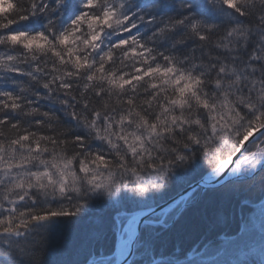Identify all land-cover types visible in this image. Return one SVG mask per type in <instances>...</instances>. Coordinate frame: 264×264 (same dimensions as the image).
I'll list each match as a JSON object with an SVG mask.
<instances>
[{"label": "trees", "instance_id": "trees-1", "mask_svg": "<svg viewBox=\"0 0 264 264\" xmlns=\"http://www.w3.org/2000/svg\"><path fill=\"white\" fill-rule=\"evenodd\" d=\"M262 124L264 0L5 2L0 147L12 149L0 150L1 169L13 157L69 182L59 193L21 170L3 180L0 264H84L111 253L117 215L124 222L172 198ZM111 176L117 201L93 194ZM263 197L264 167L196 190L171 226L143 228L136 252L143 263L185 259L236 236L248 204ZM221 264H264V243Z\"/></svg>", "mask_w": 264, "mask_h": 264}, {"label": "rangeland", "instance_id": "rangeland-1", "mask_svg": "<svg viewBox=\"0 0 264 264\" xmlns=\"http://www.w3.org/2000/svg\"><path fill=\"white\" fill-rule=\"evenodd\" d=\"M5 1L6 0H4V1L0 0V4H1L0 6L4 7ZM25 139L28 140L27 138H25ZM26 140H24V141H26ZM15 145H16V143L13 144V146H15ZM8 147L12 149V147L10 145H8L7 147H2V148L0 147V150L8 148ZM17 149H18V155L20 157H21V155L25 154V152H28V149H24V147L21 145L20 142L18 144ZM40 152L41 151H38V154ZM232 156H233V154L230 157H232ZM230 157H228L225 160L223 159L221 162H219L217 164V166L215 168H213L212 170L205 173L201 178H203L208 173L210 174L213 171L220 169L223 166V164ZM1 158L2 157L0 155V184L3 182V180L5 178H7L8 180L16 179V176H14L13 174L20 175V174H18L20 171L19 169H21V171H23L22 172L23 175L30 176V177L33 176L36 179L37 175L34 172L32 165L30 163H28L27 161H26V163H20L21 165H23L21 168L20 164H16V159L11 157L12 164L14 165L15 170L12 168H8L7 170H2L1 165H4V163L2 162ZM263 164H264V137L262 136L257 141H255L253 144H251L249 147H247L246 150L242 153V155L239 158H237V160L235 161L231 171L228 173V175L226 177H224L223 180L225 181V183H230V182L235 181V180H240L244 176H247L248 174H253V173L257 172ZM64 169L67 173V170H69V167L64 166ZM210 175H213V174H210ZM66 178L64 176V179L63 178L59 179L58 182H56L54 185V187L56 188V190L59 193L67 191L64 188L66 186V184H68V182H69V180H68L69 178L67 177V175H66ZM114 178H115V175H114ZM142 180H140L139 178H136L138 185L140 183H148V182L149 183L153 182V184H154L158 180L164 181V179L157 178V177H152L149 181L144 180L145 182ZM112 181H113V177L111 176V177L103 178L102 180H98L97 182H94L93 185L94 184L95 185H94V189H93V192H94L93 194H96L98 191H100L103 194V196H105L109 200H112V201L119 200V199H117L116 194H111L112 193V189H111L112 188V185H111ZM49 185L53 186L52 184H49ZM219 187H220V185L213 187V188H206L204 190L199 188V190L204 192L207 190H214V189H217ZM0 195H1V193H0ZM6 200H7V198H6ZM187 200H188V198H186L185 200L182 199L181 201L172 202L170 205H168L162 211L156 213L155 219H160L161 217H163L164 219L166 218V220L171 219V218L173 219L174 218L173 216H178V214L184 208L187 207V205L189 204V203H187ZM9 203H11V202H9ZM12 204L13 203H11L10 206ZM247 213H248V214H246L247 216L243 217V219L241 220L240 230H239L240 234L238 236L231 238L229 240H224L223 243H218V245H216L217 247H214L215 249H212V246L210 245V247L206 248L202 252V254L190 259L189 261H186L184 264H221L222 261H224L225 258H227V257L230 258V256H233L237 253L244 252L247 248L257 246L260 243H264V201L259 203V205L257 204L256 206L252 207V211L250 213L249 212H247ZM122 217H123V215H117L116 216V221H117L116 227H115L116 238H118L119 235H121L123 233L124 234L123 238L127 239L129 237L128 232L130 231L131 227L133 226L134 221L133 220L130 221L125 226L124 222L127 220V218L123 222L121 219ZM171 225L172 224H169V226H171ZM158 226H159V224H158ZM23 235H25V234H23ZM213 240L214 239H212L210 241H213ZM234 240H235V242H234ZM212 243H214V242H212ZM128 246H129V243H126L124 245V251L128 250ZM209 249H211V250H209ZM113 255L114 254H111V256H113ZM127 255H125V256H127ZM133 255L139 256L140 253L139 254H133ZM113 259H115V258H113ZM106 261L107 260L102 261V264H105ZM179 264H183V263L181 262Z\"/></svg>", "mask_w": 264, "mask_h": 264}, {"label": "water", "instance_id": "water-1", "mask_svg": "<svg viewBox=\"0 0 264 264\" xmlns=\"http://www.w3.org/2000/svg\"><path fill=\"white\" fill-rule=\"evenodd\" d=\"M264 133V125H262L261 127H259L257 130H255L254 132H252L251 134H249L240 144L239 148L237 149V151L233 154L232 157H230L225 164L220 168L217 169L215 171H213L210 174L209 173L206 174L203 178H201L199 181L194 182L192 184H190L189 186H187L185 189H183L182 191H180L179 193H177L175 196H173L172 198H170L168 201L150 208L146 211H144L143 213H141L139 216L136 217L135 222L133 224V227L130 231V252L127 255V264H129L132 261V256L134 253V245L135 242L137 241V238L141 232V229L144 225H158L160 224V222H151L148 219L150 217H152L153 215H155L156 213L160 212L161 210H163L164 208H166L168 205H170L172 202L175 201H181L182 199H184L190 192H192L193 190L197 189V188H201V189H206V188H213L216 187L218 185H220L221 182L224 177H226L228 175V173L231 171L235 161L237 160V158H239V156L242 154V152L244 151V149L251 144L257 137H259L261 134ZM221 182V183H220ZM115 253V252H114ZM116 262L118 264L122 263V260L116 258ZM115 264V263H112Z\"/></svg>", "mask_w": 264, "mask_h": 264}, {"label": "bare ground", "instance_id": "bare-ground-1", "mask_svg": "<svg viewBox=\"0 0 264 264\" xmlns=\"http://www.w3.org/2000/svg\"><path fill=\"white\" fill-rule=\"evenodd\" d=\"M40 155L41 154H36L35 156H33V158L34 157H39ZM20 166L22 168L23 165L20 164ZM11 168L14 169V166H12ZM19 170H21V169H19ZM43 172H45V170H43ZM36 175H37V173H36ZM37 181H39V182L44 181L47 184H52V185L55 183V179L51 176V174H49V172H45L44 175H37L36 182ZM15 210H16V207L14 209H12L11 212H13ZM128 234H130V231L128 232ZM123 235L124 234L122 233L121 235H119L118 238H115L114 247H113V250H112L111 253H106V254H103V255L98 256L97 258H99V259L96 260V261H93V264H102V261H105V260L108 261V262L106 261L105 264H112V262L115 263V264H118L116 262V258L122 260V263L121 264H127V262H128L127 261V256H125V255H127L130 252V249L129 248H130V244H131V241H130L131 239H130V237H128L127 239H125V238H123ZM140 235L141 234H139V236L137 238V241L135 242L134 248L136 250L134 251L133 254H137L136 251H137V249L139 247V244H140V242H139ZM126 243H129V246H128V250L124 251V245ZM111 254H114V255L111 256ZM151 257L152 258H151L150 262L149 261L148 262L146 261V263L145 262L143 263L144 256L142 257L141 255H139V256L133 255L132 261L129 264H140L139 262H142V264H148V263L151 264V262H153L154 264H161V263H163L160 256L155 257V256L152 255ZM113 258H115V259H113ZM89 261H90V258L87 259L84 264H87Z\"/></svg>", "mask_w": 264, "mask_h": 264}]
</instances>
